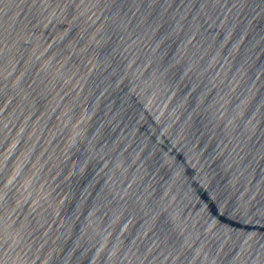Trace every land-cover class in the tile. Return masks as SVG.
<instances>
[{
	"label": "water",
	"instance_id": "1",
	"mask_svg": "<svg viewBox=\"0 0 264 264\" xmlns=\"http://www.w3.org/2000/svg\"><path fill=\"white\" fill-rule=\"evenodd\" d=\"M0 264H264V0H0Z\"/></svg>",
	"mask_w": 264,
	"mask_h": 264
}]
</instances>
